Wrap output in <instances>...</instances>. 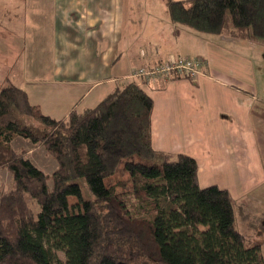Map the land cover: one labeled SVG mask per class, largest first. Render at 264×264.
<instances>
[{
  "label": "trees",
  "instance_id": "1",
  "mask_svg": "<svg viewBox=\"0 0 264 264\" xmlns=\"http://www.w3.org/2000/svg\"><path fill=\"white\" fill-rule=\"evenodd\" d=\"M166 1L176 23L264 42V0ZM153 108L134 80L64 118L16 84L0 89V169L13 181L7 190L0 176V264H264V214L241 231L228 189L201 187L191 155L155 150ZM19 137L56 159L51 175L14 147ZM123 163L133 189L117 192L105 180Z\"/></svg>",
  "mask_w": 264,
  "mask_h": 264
},
{
  "label": "crops",
  "instance_id": "2",
  "mask_svg": "<svg viewBox=\"0 0 264 264\" xmlns=\"http://www.w3.org/2000/svg\"><path fill=\"white\" fill-rule=\"evenodd\" d=\"M42 2L60 16L57 41H78L82 26L87 33H99L102 40L146 39L150 47L142 45L131 54L111 44L102 60L113 78L92 85L89 82L100 77L97 64L91 65L88 73L86 70L84 80H65L62 62L65 56L73 58L74 53L68 51L75 47L66 44V48L57 47L56 53L48 50L47 55L56 57L52 79L23 89L31 103L51 117L64 118L73 109L81 111L97 105L113 91L110 82L116 88L130 81L128 75L134 66L150 67L169 55L206 60L195 78L136 80L154 99L152 144L157 151L194 157L199 185L204 188L217 184L228 189L243 205L237 209L239 229L251 231L250 217L264 214V76L257 71L264 42L201 32L176 23L168 13L166 0L160 4L162 15L147 21L143 18V0ZM112 8L123 10L114 13ZM78 9L88 12L85 24L80 23L85 16L78 17ZM95 9H103L104 14L96 16ZM42 19L46 21L47 17ZM41 35L48 40L46 31ZM104 90L108 91L106 95ZM262 254L264 257V244Z\"/></svg>",
  "mask_w": 264,
  "mask_h": 264
},
{
  "label": "rangeland",
  "instance_id": "3",
  "mask_svg": "<svg viewBox=\"0 0 264 264\" xmlns=\"http://www.w3.org/2000/svg\"><path fill=\"white\" fill-rule=\"evenodd\" d=\"M42 1L44 0H0V89L11 82L28 89L35 82L46 79L51 80L56 57L55 55H47V53L48 50H55L56 53L57 47L59 48L61 45L65 48L66 44L75 48L78 47L77 49L70 48L68 52L74 53L73 58L65 56L62 62L64 67L62 74L65 80H84L86 70V73H88L90 66L97 64L98 70H100L97 74L99 73L100 77L92 79L89 82L91 85L99 81L104 83V81L113 78L112 75H109L110 68L105 67L102 60L104 52L109 49L111 44L114 45V49L130 50L131 54L137 52L142 45L146 49H150L149 41L146 39H134L131 41H125V39L102 40L99 33H87L82 29V26L78 41H57L55 39L60 30L58 27L60 24L56 23L59 21L60 16H58L56 10H52L49 5L44 4ZM143 2L145 3L143 14L145 21L151 17L162 15L163 10L160 4L164 5V0H143ZM49 3L53 2L49 1ZM187 4L189 3L187 2ZM112 10L115 13L123 9L112 8ZM94 13L96 16L104 14L103 9H95ZM82 16H85V18L81 19V25L85 24L89 19L87 17L88 12L78 9V17ZM43 17H47V20L43 21ZM90 20H92V17H90ZM55 25H57V28ZM45 31L48 33V40H44L41 35V32ZM77 44L79 46H76ZM139 68L141 67L134 66L131 69L127 81L140 79L131 76ZM257 71L264 76V53L262 60L258 64ZM109 85L112 88L111 90H114L115 84L110 82ZM103 92L106 95L108 91L104 90ZM39 108L41 109L40 106ZM13 145L17 150L26 151L27 156L50 175L57 168L56 159L41 144H34L28 139L19 137L13 141ZM0 176L3 181V187L7 190L10 189L13 183L12 175L8 170L0 169ZM105 182L107 186H114L117 192H126L133 189L130 174L124 168V163ZM48 183L50 187L53 186L52 177L49 178ZM83 192L86 199L92 198L93 195L87 190L86 186H83ZM28 202L36 211L39 210V206L33 203V199L30 196H28ZM69 202L74 205L78 202V199L70 196ZM59 256L64 261L66 260L64 252L60 251Z\"/></svg>",
  "mask_w": 264,
  "mask_h": 264
},
{
  "label": "built area",
  "instance_id": "4",
  "mask_svg": "<svg viewBox=\"0 0 264 264\" xmlns=\"http://www.w3.org/2000/svg\"><path fill=\"white\" fill-rule=\"evenodd\" d=\"M206 60L202 57L169 55L163 61L150 66L135 70L131 76L151 82L159 78H171L187 76L195 78L202 70Z\"/></svg>",
  "mask_w": 264,
  "mask_h": 264
}]
</instances>
